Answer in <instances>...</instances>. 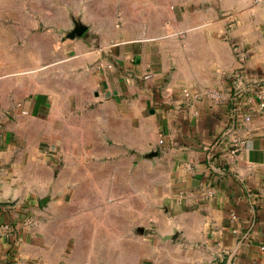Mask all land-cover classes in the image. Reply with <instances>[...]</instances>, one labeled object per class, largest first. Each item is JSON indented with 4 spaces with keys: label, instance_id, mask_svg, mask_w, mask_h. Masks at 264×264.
Returning <instances> with one entry per match:
<instances>
[{
    "label": "crops",
    "instance_id": "obj_1",
    "mask_svg": "<svg viewBox=\"0 0 264 264\" xmlns=\"http://www.w3.org/2000/svg\"><path fill=\"white\" fill-rule=\"evenodd\" d=\"M254 1L64 0L83 32L54 33L39 59L55 60L27 92L0 85V110L20 103L0 116V264H264ZM170 27L187 34L156 37ZM3 54L5 70L39 61Z\"/></svg>",
    "mask_w": 264,
    "mask_h": 264
},
{
    "label": "rangeland",
    "instance_id": "obj_2",
    "mask_svg": "<svg viewBox=\"0 0 264 264\" xmlns=\"http://www.w3.org/2000/svg\"><path fill=\"white\" fill-rule=\"evenodd\" d=\"M8 5H12L13 8H1V6ZM65 5L64 0H0V85L14 80L20 82L21 92L23 90L27 92L28 88L24 86L26 79L33 77L35 74H43L45 70L42 66L53 64L55 60V58L49 54L50 51L47 53V57L41 60L39 59L40 54H43L41 51H44L42 50L44 47L51 48L54 44L56 46L59 44V40L54 41V33H57L59 37H62V41H64L69 39V35L74 32L78 26H85L80 20L78 21L75 15L73 16L74 11H67L65 8L64 10L61 9V6L63 7ZM67 12H69V20L73 19V22L69 23L71 24L69 29L66 25ZM186 34L187 32L182 34L176 33V31L170 27L165 32L156 35V37L177 38L178 36L184 37ZM147 37L153 38V35ZM3 50L6 51V54L9 56H11V53L14 51V53L18 54L21 61L26 58L28 53L34 52L40 62L37 61L31 66L21 65L17 68L5 70L6 66L13 63L12 60L14 58H8L9 60L5 59ZM52 67H49L46 71L54 68ZM196 78L197 76L194 80H198ZM1 90L0 88V91ZM4 93V100L12 102L14 98L11 89L7 87ZM12 104L0 110V116L5 118L6 116L12 115L13 109L15 110L20 103L16 105V108H14V103ZM23 110L25 109L23 108L22 111ZM2 124L3 122L0 121V125Z\"/></svg>",
    "mask_w": 264,
    "mask_h": 264
},
{
    "label": "built area",
    "instance_id": "obj_3",
    "mask_svg": "<svg viewBox=\"0 0 264 264\" xmlns=\"http://www.w3.org/2000/svg\"><path fill=\"white\" fill-rule=\"evenodd\" d=\"M263 1L264 0H255L254 1V5H257V4H259V3L263 2ZM227 17H229V16H227ZM237 52L239 53L240 59L244 60L245 59V55H242L239 51H237ZM233 76L234 77H238L239 76V71L237 73L235 72L233 74ZM182 94L185 97V99H187L188 101H192V102L199 100L201 98V96H202L201 92L193 91V90H191L189 88H186V87L182 88ZM205 94L208 95L210 98H212L215 103H220L222 101V99H223L222 94L219 91H217V90H209ZM22 109L23 108H21V112L22 113H27V111H25V110L22 111ZM247 118H249V117H247ZM160 142H162V140H160ZM243 142H244V140L235 138L232 141L230 154L231 155H236L241 150V146H242ZM233 217L235 218L234 215H233ZM27 222L29 224L33 223V221L31 219H28ZM3 228L7 229V230H10L11 227H10V225L5 224L3 226Z\"/></svg>",
    "mask_w": 264,
    "mask_h": 264
},
{
    "label": "water",
    "instance_id": "obj_4",
    "mask_svg": "<svg viewBox=\"0 0 264 264\" xmlns=\"http://www.w3.org/2000/svg\"><path fill=\"white\" fill-rule=\"evenodd\" d=\"M84 28L85 26H78L76 30L69 35V38H74L76 35H80L83 32Z\"/></svg>",
    "mask_w": 264,
    "mask_h": 264
}]
</instances>
